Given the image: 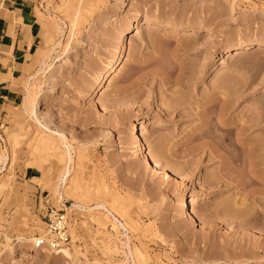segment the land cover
<instances>
[{
    "label": "rangeland",
    "instance_id": "1",
    "mask_svg": "<svg viewBox=\"0 0 264 264\" xmlns=\"http://www.w3.org/2000/svg\"><path fill=\"white\" fill-rule=\"evenodd\" d=\"M43 1L20 85L23 93L26 83L39 85L33 88L42 89L38 117L73 147L72 177L82 203L104 202L125 217L130 246L145 254L139 264H264V149L249 158L240 146L264 143V52H254L264 42V0H84L74 29V11L58 8L60 0ZM57 23L65 25L61 35L54 33ZM121 29L127 31L122 45ZM57 39L61 44L46 62L53 72L42 77L38 56ZM247 43L245 55L226 59ZM119 56L117 70L97 83ZM176 94L184 99L174 111ZM27 123L18 106L0 116V145L5 156L11 159L12 148L14 155L0 174L6 181L0 188V264H124L122 250H105L118 244L122 230L98 227L96 212L65 211L73 260H48L30 246L27 240L43 230L34 215L37 196L55 209L73 202L64 197L58 203L51 194L60 169L55 160L47 178L36 172L38 181L18 179L32 161L36 131L31 127L18 138L16 148L6 134ZM221 140L229 159L234 155L225 173L229 152L218 147ZM157 156L159 168L147 158ZM183 198H193L190 214L179 210ZM109 234L115 236L109 240Z\"/></svg>",
    "mask_w": 264,
    "mask_h": 264
},
{
    "label": "bare ground",
    "instance_id": "2",
    "mask_svg": "<svg viewBox=\"0 0 264 264\" xmlns=\"http://www.w3.org/2000/svg\"><path fill=\"white\" fill-rule=\"evenodd\" d=\"M83 1L84 0H60L59 1L60 2V7L58 5V8L64 9L67 12L69 10H71V11H74V13L75 12L77 13L78 10H79L77 8L82 6ZM45 5L46 6L48 5L47 1H46ZM44 8H46V7H44ZM76 13H75L74 16L77 15ZM38 14H41V13L37 12V16H38ZM76 18H77V16L73 18L72 23H71L72 24L71 27L73 29L75 27V26L73 27V23H75ZM141 20H142L141 19V15L137 14L136 18H135L136 26H138L141 23ZM61 23H62V21H61ZM61 23L60 24L57 23L54 26V28H53L54 31H55L54 33L58 32L61 35V32H63L62 29L65 27V25L62 24L64 26L62 28ZM157 24H158V26H163V27H168L169 26L168 24H163V23L161 24L159 21H158ZM193 27H197V26H193ZM72 28H70L71 29L70 32H72L71 34L73 35ZM170 28H172L175 31H179V30L183 29V27H179V25H174L173 27H170ZM126 32H127L126 29H121L119 31V33H118V37L121 40V45L123 44ZM51 36H53V35H51ZM53 41H54V38H53ZM57 41L58 42H53L52 45H50L51 48L48 49V51L43 52V53L41 52L39 54V56H38V58H39L40 55H41V58H40L41 61H39L40 63L37 66V67H39V69H37V70H38V72H40L39 74H42V77L45 76V75H49L50 76L52 74V72H53L51 69H54V67L51 68L52 67L51 64L50 63L46 64V62L48 63L47 60H48L49 57H51L50 53L54 52L53 51L54 47L55 46L57 47L59 45V43H60L59 39H57ZM47 43H48V41L46 42V44ZM250 44L251 43H247V44H245L244 47H241L240 49L232 51L234 53H229V54L225 53L224 55L226 56V59H229V58L230 59H235V58H239V57L245 55V52L248 50ZM50 46H48V47H50ZM254 47L256 48L254 50V52H258V51L259 52H264V42L263 43H257L256 45H254ZM64 51H65V49L63 50V52ZM121 58L122 57L119 56V57H116V58H114L112 60V63L106 69V72L101 73L98 76L97 83L103 82L107 78L108 74H111L112 72L117 70L119 63L121 62ZM49 59H51V61H52V58H49ZM37 60H36V62L38 63ZM53 61H54V59H53ZM36 62H35V65H36ZM37 70H35V72H37ZM35 72L33 74L35 76H37L36 75L37 73L35 74ZM26 73H27V71H26ZM49 73H51V74H49ZM29 78H30V80H32L31 77L26 78V80L29 79ZM36 78L41 79V77H39V75ZM29 82H31V81H29ZM25 83L26 82H24V84ZM32 85L30 86L28 83H26L25 86L23 85V87H25V89H24V93H23V97H22L21 103H20V105L18 107L19 108V112L21 114V117H23L24 120L26 119L29 123H27L26 125L25 124L24 125H20L19 129L16 130L15 132L11 131L10 133L6 134L7 137L11 141H13V142H11V143H13L11 145H14V147L17 146L18 143L16 144V141H18V138H19V141H20V137H21V139H22V137L24 138L29 133V129L31 127H34L35 131H36V134H35L34 138L32 139L33 144L31 145V147H29V153L31 155L32 161L30 160V162L27 163V168H34L38 172L42 173L44 178H47L48 175H49L48 172L50 171V165H51L50 161L51 160H55L57 162V164H58L60 169H59V172H58V177H56V181L53 182L52 185L50 184L51 190H52L51 194H52V196H54V198L56 197V200H57L58 203H62L64 201V199H65L64 197H66L67 200H70V201L73 202L72 204H70V207L64 206V210L63 209L62 210L66 211L67 214H71L73 212H78V213L88 212L89 214H91L92 212L93 213L96 212L97 216H95L93 218V220H94L95 224L98 227H100V228L102 227L104 229L108 225V226L111 227V231H113V232H116V230H118V231L122 230V233H120V235H119L120 237H122V239H119V238L117 239V237L114 234L115 240H117L118 244L115 243L114 246L112 244L113 247L110 248V246H109V248H105V250L106 251H113L112 249H117V250H119V252H120V250H122V253H123L122 255H124V260L122 262H124V264H127L128 260H130L132 264H139L140 261L141 262L144 261L145 254L142 252V250L138 249V248L134 249V248H132L130 246V237L128 236V234H129V230H128L129 226H127L128 224L124 222V220H123V219H125L124 216H122L120 214L118 215L119 217L116 216V214H118V212L115 210V208L112 205L111 206L107 205L104 202H97V203L93 204V207H90V206L86 207L85 206L86 204L84 205L82 203L84 201L82 200V198H80V195H79V192H80L79 180H78V178H76L75 175H73L75 177H72V173H73V170H74V157H73V154L75 153V151H73V147L68 143V139L64 136L63 133H61L60 131H52L51 128H49L48 124H46V122L42 121V119H40L38 117L37 111H38V104H39V101H40V98H41V90L42 89L40 90V88H38V91L35 92L36 89H35V91H33L34 86L35 85L39 86V85L38 84H35L34 86H32ZM179 85H181V84H179ZM96 95H97V93H96ZM178 95H179V97H178ZM178 95L176 96L177 100H178V98H180V94H178ZM183 99H184V97H183ZM183 99H180L181 101H179V100L177 101L176 98H175L173 100L174 101V103H173L174 105L171 106L172 110H174V111L175 110H180L182 108L181 107L182 104L180 102H182ZM213 101H214V99L209 101V104H211ZM187 110L190 111V108L187 109ZM192 110H193V108H192ZM181 111H184V109L181 110ZM43 120H45V119H43ZM132 129L134 131L137 130V128L135 126H133ZM5 131H7V128H5ZM133 134L136 135V139H137L136 148H137V150L139 152L142 153V141L140 140V136H138V134H136V133H133ZM4 141H6V139ZM222 141L223 140L220 141L221 143L219 144L220 146H218V147L225 150L226 147H224L225 145L223 146L224 143ZM255 143H254L255 145L254 144L253 145L252 144H250V145L244 144L243 145L242 143H240V146L242 148H246V151H247L246 155L249 158L253 157V155H254L253 153L259 152L260 150L264 149V143H260V142H255ZM12 149H11V159H10L9 156H5L4 155V150L2 149V147L0 145V174L2 172L6 171V169H7V161H13L14 160V155H13ZM226 149L228 150V148H226ZM228 152H229V150L227 151V153ZM224 156L226 157V155H224ZM228 156L230 157V152L227 154V157H226L227 158L226 160H228V162L222 158V161L224 160L226 162H224V161L223 162L227 163L223 167L224 168L223 172H224V170L225 171L228 170V167H230V166H232V164H234V159H233L234 155L233 154L231 155V157L233 156L232 159H229ZM247 156H246V158L248 160ZM147 158H148L149 162L153 165V167L159 168V162L158 161H160V160H159L158 156L156 157L157 160L155 158H153V157H151V159L149 157H147ZM227 173H229V172H226V174ZM33 180L38 181L39 178H36V179H33ZM180 180L181 181L183 180L182 177H180ZM0 181H1L0 182V188L2 189L3 186H4V183L6 181L5 180H4V182H2V180H0ZM260 183L264 185V181H260ZM103 185H102V188L106 189ZM192 201H193V198L190 199V200H188V198H183L178 204L179 210L185 212L186 214H190L189 203H191ZM66 212H65V217H66ZM81 224L84 225V222H81ZM76 226H77V224L73 225L72 233H74L76 231ZM157 231H158L157 228L154 227V230L152 232V236H153L154 239H156V238L159 239L160 238V235H159V233ZM144 233L145 234L142 235V238L145 240V239H147V237H146L147 233L146 232H144ZM105 236H106V234H105ZM107 236H108V234H107ZM110 236L112 237L113 235L109 234V237H108V238H110L109 240H111ZM74 238H75V236L72 237V239H74ZM27 241H29V240H27ZM72 246H71V248H72ZM119 246H120V248H119ZM40 250L39 251L35 250V251H37V253H39L40 255L46 256L48 260L53 259L52 261H54V259L56 260V258H57V260H58V258L62 259V260H71L72 259V255L70 253V249L69 248H64V249L60 250L59 252L58 251H54V250H50V249H43L41 251ZM73 252H74V250H73ZM77 253L78 252H76L74 254H77ZM0 259H1V256H0Z\"/></svg>",
    "mask_w": 264,
    "mask_h": 264
},
{
    "label": "crops",
    "instance_id": "3",
    "mask_svg": "<svg viewBox=\"0 0 264 264\" xmlns=\"http://www.w3.org/2000/svg\"><path fill=\"white\" fill-rule=\"evenodd\" d=\"M42 2L43 0L0 1V116L14 106L19 107L21 103L23 89L20 85V70L39 34L41 20L36 9H39ZM36 172V169L28 168L23 174H19L18 179L31 181L38 178Z\"/></svg>",
    "mask_w": 264,
    "mask_h": 264
},
{
    "label": "built area",
    "instance_id": "4",
    "mask_svg": "<svg viewBox=\"0 0 264 264\" xmlns=\"http://www.w3.org/2000/svg\"><path fill=\"white\" fill-rule=\"evenodd\" d=\"M66 204L67 202H63V206ZM34 215L42 223L43 230L35 233L29 239L33 250L50 249L59 252L70 245L69 222L65 217V211L53 208L49 200L42 198L41 194H39ZM14 241L16 244L19 243L17 239Z\"/></svg>",
    "mask_w": 264,
    "mask_h": 264
}]
</instances>
